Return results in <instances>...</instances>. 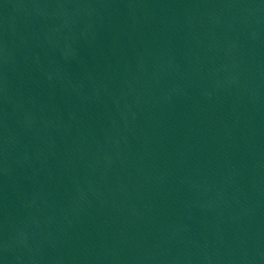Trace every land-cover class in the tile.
Returning a JSON list of instances; mask_svg holds the SVG:
<instances>
[{
    "label": "water",
    "instance_id": "obj_1",
    "mask_svg": "<svg viewBox=\"0 0 264 264\" xmlns=\"http://www.w3.org/2000/svg\"><path fill=\"white\" fill-rule=\"evenodd\" d=\"M0 264H264V0H0Z\"/></svg>",
    "mask_w": 264,
    "mask_h": 264
}]
</instances>
